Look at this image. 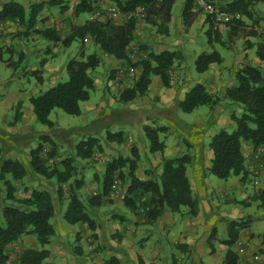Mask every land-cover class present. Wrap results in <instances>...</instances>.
<instances>
[{
	"label": "trees",
	"instance_id": "1",
	"mask_svg": "<svg viewBox=\"0 0 264 264\" xmlns=\"http://www.w3.org/2000/svg\"><path fill=\"white\" fill-rule=\"evenodd\" d=\"M111 1L119 13L123 14L122 21L115 23L110 18H88L83 20L81 24H70L68 33L63 37L58 35L54 27H34L37 21V13L43 7L42 2L33 3L28 13L25 12L23 3L17 0L3 2L0 6V21L17 19L48 39L60 40L64 46L70 45L69 43L75 38H79L83 42L84 38L88 37L104 53L128 62V52L131 50H128V47L133 39L136 20H143L147 24L154 25L159 31H166V23L170 19L171 6L175 0ZM260 1L264 0H230L219 4L218 12L228 14L230 17L227 19L212 20V15L206 14L204 22L209 24L205 30L208 42L211 43L214 39L224 42L220 38L223 28L221 24L227 27V36L236 35L244 29L246 23L242 17L251 20L253 17L252 8L255 3ZM49 3H57L61 13L69 8L65 0H49ZM139 7L142 8L140 14L127 16ZM103 8L105 7H101L99 0H78L72 6V11L74 15H79L82 12L92 13L96 9L103 12ZM197 11L201 10L195 6L192 0H187L181 13L185 27L191 22ZM235 13H239L241 17H235ZM213 21L217 25L215 24L212 33ZM255 33V29L248 31L250 35ZM261 37V40L256 42L255 53L264 63V37ZM180 56L182 55L178 50L146 51L145 57L139 58L135 63V67L140 71L138 77L130 87H125L121 91L119 99L125 101L136 95L144 94L150 83L149 75L151 73L157 74L165 86L170 85L171 66L175 59ZM100 60L101 55L96 51L83 58L72 57L69 59L66 63V80L59 81L44 91L29 97L36 120L52 127L54 123L49 119V114L55 107L68 114L79 115L81 113L79 103L89 97V92L94 87L92 71L100 63ZM221 61L222 56L217 50L203 51L195 58L194 66L197 71L202 72L211 63ZM39 78L41 77L39 76ZM234 78L235 82L226 87L221 95L211 94L202 84L195 83L185 91L178 105L184 111H191L201 105L213 107L222 97L238 104L240 111L233 110L230 114V118L235 122V127L230 131L220 127L210 138L209 146L212 157L209 170L218 178H227L233 174L238 175L239 179L243 180L248 173L241 150L243 142H248L252 149L260 147L262 149L260 157L264 160V70L257 65L246 63L236 70ZM20 104L19 100L14 105L15 117L11 123H15L21 118ZM164 128L163 125L144 127L150 151L163 150L165 144L159 138V132ZM41 137L42 139L29 149V167L31 171L45 178H55L59 183L56 193L60 198L63 193L60 183L66 185L68 202L63 217L68 223H85L88 228H93L94 220L86 208L90 204L100 202L102 196L109 194L111 182L115 177L119 181L122 180L120 182L121 185L122 182L124 183L122 186L125 185V196L122 199L124 204L136 213L144 215L147 223H153L166 209L179 211L181 206H185L187 213L192 215L198 211V199L192 193L190 180L185 171L191 160L188 152L176 156H162L159 174L146 180L139 179L134 173L138 156L134 147H131L133 158L118 154L107 159L100 176L102 190L91 194L87 198L88 205L86 206L79 192L84 184V176L77 173L74 160L77 157L88 158L95 148H99L97 138L89 137L87 140L80 141L76 146L75 154L58 160L60 166L58 167L56 160L52 159L55 157L53 140L48 135H41ZM108 138L117 141L123 139L120 131L109 132ZM25 171L26 168L20 161L6 159L0 168V178L5 177V174H10L13 180H20ZM5 184L8 201L1 208L0 264H50L46 261L50 254L46 245L55 233V228L50 222V217L54 215L55 211L51 192L47 189L34 187L27 195L24 194L23 197H19L15 194L16 187L10 180L5 179ZM255 197L264 207V185L257 189ZM240 224L237 225L234 220L226 224L227 237L223 241L228 247L224 254L223 264H240L238 263V255L232 248L239 236ZM214 233L215 228L212 227L209 236L213 237ZM25 234L32 235L40 247L26 245L11 260L8 245ZM262 241L264 242V235ZM101 264L122 263L117 256L110 255ZM136 264L145 263L139 257Z\"/></svg>",
	"mask_w": 264,
	"mask_h": 264
},
{
	"label": "rangeland",
	"instance_id": "2",
	"mask_svg": "<svg viewBox=\"0 0 264 264\" xmlns=\"http://www.w3.org/2000/svg\"><path fill=\"white\" fill-rule=\"evenodd\" d=\"M17 1L21 3L26 2V0H17ZM225 2L226 1L224 0H213L216 9H218L219 4ZM106 3L109 4L112 2L108 0L106 1ZM107 7L108 6H105V8H103V12L101 13L102 15L99 16L98 18L99 19L110 18L115 23L120 22L121 20L120 17L122 16L118 14L116 17H112ZM55 9L59 10V7L57 6L55 7ZM181 10H182V1L176 0L172 6V13L174 15V19H178L179 21H181V12H182ZM201 12L205 17L207 13L203 11ZM252 12H253L252 15L253 17L251 20H247V24L245 28L240 30L235 35L234 37L235 39L231 38L233 40L232 45L231 44L223 45L221 42L215 41L214 45L210 46L207 39V35L205 34V30L201 28V24L199 23V21L202 20L203 16L202 15L199 16L198 19L196 20L198 22L195 21V23H193L194 32L196 34L194 40H197L196 43H193L192 45H188L185 48L181 46L174 48H172L171 46H167L169 49H176L178 51H181L183 54V56H180L178 59H175V62L180 63L181 66L175 64L170 69L171 86L178 89V91L181 93L183 89L187 90L191 88L195 83H199L198 81H201V79H203L204 73L199 72L194 68V60L199 53L203 51L209 52L214 49L217 50L224 57V60L219 65L218 63L215 62V65H218V67L221 68L220 73L222 74L221 75L222 78L226 79V75L227 77L231 75L233 79H235L234 76L236 70L240 66L246 63L257 65L262 70H264L263 66H261L258 63L259 58L254 52L256 47L250 50L247 49L248 57L247 54H245V56H242L244 55L243 46L246 47L248 41L250 42L251 39H254V41L257 42L259 39L262 38L261 36H263L260 33H257L256 30H255L256 33L254 35L248 34V31L249 29H254V27H258V25H261L264 22V1L255 3V5L252 8ZM89 14L90 13L83 12L80 17V21L82 22L83 20L88 19ZM214 15L215 14L213 12L212 16ZM212 20H214V18ZM215 24L217 25V23ZM215 24L213 21V25L211 27L212 33ZM208 25L209 24L207 22V26ZM221 26L223 27L221 31V35L224 39L228 40L226 35L227 27L223 24H221ZM138 28H140V26ZM58 32L60 36H64L66 34L65 29L62 26L58 27ZM150 32L151 30H148V32L142 31L144 35L146 34L148 35V33L149 35H151ZM35 33L36 35H33L32 37L23 38L20 36L19 38L14 40L10 45L6 44L0 46V168L3 161L6 159L18 160L24 165L28 163V161H25L24 159L21 158L16 159L15 153H17V151H19L21 148L30 149L31 147L35 146L36 142L42 139L41 135L50 136V138L54 142L61 141L59 138L57 139L53 134L57 129H61L67 132V138L63 139V141L64 140L66 141L65 144H61L60 149L57 146V144L54 145L55 153L58 155L60 153L59 150H64L63 153L60 154L63 156L74 155L76 152L77 144L83 140L82 138H85V140H87L86 139L87 136H90L91 134L97 135L98 138L100 136H103L105 137V139H107L109 132L121 131L122 135L126 138L125 142H127V145H123L124 147L126 146V148H124L123 146L121 148H124L127 154L130 155V157H133L131 154L132 143L126 140L131 139L132 142L142 147L143 140H141L140 135L141 134L145 135L144 127L147 125L157 126L159 125L158 123H163L167 125H171V124L181 125L183 122L191 123L190 125H196L197 127H192V128L188 127V129H191L194 132L191 136H185V133L183 132L181 127L174 126L175 135L176 136L179 135L178 140L180 144V149L182 151L186 150V152L189 151L188 153L191 154L192 156L197 155V149H198L197 146L199 147V149L201 148V151L203 152L207 150L211 152L209 146L210 138L214 133L218 131L220 127H224L229 131L235 127V123L233 121H230V124L229 123L226 124L225 122L222 125L215 122L216 118L219 119L218 115L216 117V115L213 114L215 109L214 107L216 105L213 107L209 105H201L195 107L191 111H184L180 107H177L173 109L172 112L173 116L174 115L176 116L174 118L164 117L156 113V111L154 110H158V109L162 110L166 108L165 106L166 100L162 101L163 100L162 96H164V98L167 99L168 97H170V95H168L167 93V87L162 85L160 81H159L160 83L156 84L154 79L159 77L155 76L153 77L152 80L153 81L152 90L159 91L162 88L164 90V93L163 92L155 93L156 95L160 96V100H158V96H155L154 98L155 94L152 96L153 94L152 92L150 94V97L148 98V93H146L148 89L144 94L137 95L138 97L136 98L138 100L128 101L127 104L129 103V105L127 104L124 105V102H122V100H118V99L112 100L108 103L106 108L110 112H113L115 120H119L120 118H123L125 120L122 111L124 109L123 107L127 106L129 109H132V115L130 117L131 121H123L121 123H118V121H114L109 125H106V127H104L103 129H100L92 133L88 131H84V126L86 125V123L91 124L90 119L93 116V113L91 111H87L86 109H89L91 105H95L100 101V98L102 97L101 96L102 90L106 94L107 102L109 99L112 98L111 92L104 89V86L106 84L105 82L106 76L103 73L104 62L102 59L101 52L99 51L100 49L99 47H96V45L92 42L87 44L82 43L79 38H75L74 40H72L69 43L70 45L64 46V44H62L60 40L53 41L39 34L38 32L34 31V34ZM134 48L146 53V49L133 47V49ZM83 49L85 50V54H83L82 56L81 52ZM95 51L101 55L100 63L98 64L97 68L94 71L95 72L94 74H96L94 75L96 76L95 87H93L90 90L88 99L79 103V108L81 109V113L79 115H71L61 110L60 108L55 107L51 110L49 114V119H51L54 123L52 127L51 126L49 127L48 125L37 121L35 118V114L31 109V103L29 101V97L31 95L38 94L44 91L45 89L56 84L59 81L66 80L67 79L66 63L68 62L69 59H71L72 57L83 58L87 54ZM10 63H13L14 65H9ZM186 65H187V69H186ZM121 66H125V65L122 64ZM188 66L190 67L188 68ZM139 72H140L139 69H136L132 74H128L125 71L123 73H118L117 71H115L116 79L114 80L115 82H119L123 80L125 83H128L131 86L138 77ZM97 74L98 75L104 74L103 81L99 79V76H97ZM39 76L41 78H39ZM234 82L235 80H233L232 83H228V84L231 85ZM216 94L221 95L222 92L220 90H216L214 95ZM19 100L22 103L21 105H22V112L24 115V119L19 122L17 121L16 123L20 125V122H24L26 119L28 124L31 125L30 131L35 129L34 132L36 133L37 137H35V139L26 138L23 141V143L20 142L12 143L11 140L7 139L9 136L6 134L11 132L8 130L9 129L8 126L11 125V122L14 120L15 117L14 105ZM222 102H223V97L219 99V103ZM233 107L236 112L240 111L239 110L240 107L238 106V104L235 103ZM139 113L140 115L138 116ZM142 116H149V117H142ZM170 121H172L173 123ZM205 131L208 133V135L202 134ZM163 135H164L163 132H159V138L161 140H164L165 138ZM145 137H144V145L146 146V151L141 150V156L142 157H145L146 155L163 156V153L160 150H153V151L149 150V143L147 138ZM9 144L11 147H13L11 151V155L13 156H10L9 154V151L11 149H7L8 148L7 146ZM5 147L7 150L5 149ZM106 150L107 151L103 152V154L102 153L98 154L99 150L95 149L92 155L90 156V158L88 159V161H85V163L83 164L84 165L83 168L80 165V163L77 164V162L79 161L75 162L77 168H79L80 170L84 169L85 171L86 168L88 169L86 176V183L84 187L81 189L82 193H80L82 200L86 203V206L88 205L87 198L91 194H94L93 193V191H95L94 189H96L99 192H101L102 190L101 181L95 182L94 184L91 182L92 180L91 170L94 171L97 170L99 172L98 174L102 175L101 174L102 169L104 167L105 162L107 161L105 156L107 155L109 158H111L114 157L116 155L115 153L117 152L116 151L117 149L111 146L106 148ZM260 162L261 163L258 167L259 174L257 176V179L259 180L258 184H255L253 182L252 173L250 172V168H248L249 164H254L252 159H248L247 161L244 162L246 169H248V173L243 180H240L238 175H233V174L227 178L219 179L211 175L209 167L208 169L207 167H203L204 170L203 174L204 176L208 175L209 180H213L215 183H219L220 181H222L221 192H219L218 190L219 189V187H217L218 185L214 184L213 182L211 183L209 181L208 184H210L211 188L213 187V190H209L206 195L207 200L211 203L210 212L203 216V218L209 217L212 218L213 221H215V223L211 224V227H206L205 230L210 233L211 228L212 227L215 228V233L213 234V237H211V239L213 240L216 239L217 243H222L221 241H223V239L227 237L226 224L231 220L236 221L237 225L241 223L240 224L241 227L238 228L239 236L251 235L253 237L258 238L259 240L262 239L264 235L263 234L264 207L260 204L259 199L255 197V193L257 189H259L264 185V160L260 158ZM88 163H90L91 170L89 169ZM26 165L28 166V164ZM5 179L10 180L12 183L16 182L10 177V174H5V177L0 178V219H1V208L8 201L6 199L7 189H6ZM197 180H199L198 177ZM31 181L32 184L35 185V187L41 188L40 185L41 182H39V178H36V180H31ZM123 184L124 183L122 182V185ZM122 185L120 183V187H123ZM47 187L50 188L49 186ZM55 188L56 185H54L52 189V194L54 198H56L55 196H57ZM86 189H89V191L84 194V191L82 190H86ZM15 194L19 197H23L24 195L23 184L20 185L19 188L15 189ZM193 195L195 197L198 196L197 193H194ZM101 199L105 200L104 203L105 202L110 203L109 200L113 202V199L115 201L122 200L119 197L106 198L104 196H102ZM197 199L199 198L197 197ZM182 207L184 206H181V208ZM124 211L126 212L127 216L131 214V210L127 207L124 208ZM106 214L107 213H105V215ZM106 221L107 219L105 220V222ZM202 228H203V222L199 224V230ZM108 231L110 230H109V226L106 223L99 230V232L97 231L90 233L88 232L84 236L83 240L85 241V247H84L85 252L83 253L81 252L82 253L81 255L84 257L85 264H101L106 258L110 256V252L108 251L109 247L107 243L106 245L102 246V248L104 247L108 249L105 251H103L102 249L99 250L97 246V244L99 243L102 244L103 242H107V241L109 243V240L107 239ZM175 235H176V231L174 229L172 231H169L167 234L165 233L163 236H159L155 239V240L161 239L163 242V250L160 252V256L162 257V263L160 264H172L171 263L172 252L174 253L179 252V249L173 243V241H175L176 239ZM141 237H142V233L134 237L136 243L135 249H137L140 246ZM97 238L100 241H98ZM69 241L72 244L71 246L72 248L70 249V255H72L75 241H73L71 237ZM24 243L25 244L21 245L19 249L25 247L26 245H32V243H30L29 241H25ZM37 244L40 247L39 243ZM232 248L235 249L234 244ZM17 252L18 251L15 248L14 243H12L9 248L11 260L15 258V254ZM128 252L130 251L128 250ZM122 258L124 259V262L126 264H133L131 263V261L125 260L126 259L125 257ZM262 261H264V255ZM238 263L241 264V258L239 255H238Z\"/></svg>",
	"mask_w": 264,
	"mask_h": 264
},
{
	"label": "crops",
	"instance_id": "3",
	"mask_svg": "<svg viewBox=\"0 0 264 264\" xmlns=\"http://www.w3.org/2000/svg\"><path fill=\"white\" fill-rule=\"evenodd\" d=\"M6 1H9V0H0V6H1V3L6 2ZM77 1L78 0H65V2L69 5V8L63 13L59 12L58 9L57 10L55 9V7L57 6L59 7L57 3L50 4L49 0H26V2H23V5L25 6V12H29L30 7L33 3L42 2L43 7L37 13V21L34 27H54L59 35V32H58L59 26L64 27L65 32L67 34L69 31L70 24H81L82 23L80 21V17L82 14L74 15L72 11V6ZM106 1L108 0H99V4L101 5V7L109 6L112 4V3L108 4L106 3ZM109 1L112 2L111 0ZM175 1L173 2V4L175 3ZM181 1H182V9H183L185 4L187 3V0H181ZM209 1H212V0H209ZM224 1L227 2L228 0H224ZM172 6H171L170 19L166 23L167 29L164 32L157 30L154 25H151L149 23L147 24L143 22V20H139V19L136 20L135 28L133 30V39L128 47V50H130L131 48L133 49V47H137V48L146 49L147 52H149L150 50L156 52V51H160L163 49H169L167 46H171L172 48L181 46L185 48L188 45H192L193 43H196L197 40H194L196 34L194 32L193 23H195L198 17L202 15L203 18L201 21H199V23L201 24V28L206 30L207 23L204 22V19H205L204 15L202 14L201 11H197L193 15L191 22L185 27L182 22V16H181V21H179L178 19H174V15L172 13ZM119 14L122 16L120 17L121 19L120 21H122L124 16L121 13ZM242 19L244 20L246 24H247V20H250L245 17H242ZM138 25L140 26V28H138L139 27ZM148 30H151L150 32L151 35H149V33L148 35L147 34L144 35L142 33V31L148 32ZM33 35H36V33L34 34V30L31 27H27L26 23L20 22L17 19L14 21L8 20V19L0 21V46L6 45V44L10 45L14 40L19 38L20 36L23 38H29V37H32ZM60 37H63V36H60ZM234 37L235 35L231 34L230 36H227L228 40H226L222 37V35H220V38L224 40V42H221V43L223 45L224 44L232 45V42H233L232 39H235ZM215 41L217 40L216 39L212 40L211 43H209V45L213 46ZM82 43L87 44V43H91V41L87 37V38H84ZM96 47L98 46L96 45ZM255 47H256V42L254 41V39H251L250 42L246 45V47L243 46L244 55L242 56H245V54H247V49L250 50V49H254ZM169 50H176V49H169ZM99 51L101 52L102 59L104 62L103 73L106 76V81H105L106 84L104 86V89L111 92L112 98L109 99L107 102L106 94L102 90L101 92L102 97L100 98V101L95 105H91L89 109H86L87 111H91L93 113V116L90 119L91 124L86 123V125L84 126V131H88L91 133L96 132L100 129H103L104 127H106V125H109L110 123L114 121H118V123H121L123 121H131L130 117L132 115V109H129L127 106H124L122 113L125 117V120L123 118H120L119 120H115L113 112H110L109 110H107L106 107L108 103L112 100H116V99L120 100L119 94L125 87H128V86L130 87V85L128 83H125L123 80L119 82H115L114 80L116 79L115 77L116 67L122 64L125 65V61L121 58H115L112 55H108L104 53L101 49ZM82 52L83 53H81V55L83 56V54H85V50L83 49ZM181 55L183 56L182 52H181ZM247 57H248V54H247ZM223 60H224V57L222 56V61ZM222 61L216 62V63H218L219 65L220 63H222ZM258 63L264 68V63L260 59ZM175 64H177L178 66H181L180 63H177L174 61L171 67H173ZM9 65H14V64L10 63ZM218 65H215V63H211L206 70L202 71V73H204L203 79H201V81H198L199 83L202 82L203 84L202 83L200 84H202L205 87V89L207 88L206 90L211 94H215L216 90H220L223 94L226 87L230 85L228 83H232L233 80H235L233 79L231 75H229L228 77L226 75V79L222 78L221 77L222 74L220 73L221 68L218 67ZM97 66L92 71L93 79H94V87H95V80H96V76H94L96 74H94L95 73L94 71L97 68ZM189 67L190 66H188V68ZM136 69L137 68H135V70ZM186 69H187V65H186ZM103 75L97 74V76H99V79L101 81H103ZM155 76H158V75L152 74V73L149 75L150 83L147 86L148 91L146 92L148 93V98L150 97L151 92L153 93L152 96L158 92L164 93L163 88L160 89L159 91L152 90V82H153L152 80H153V77ZM154 80L156 84L161 82V84L164 85L160 77L155 78ZM166 87H167V93L168 95H170V97L167 96L168 97L167 99L164 98V96H162V99H163L162 101L166 100V105H165L166 108L162 110L158 109L154 111H156V113L164 117L174 118L176 116L175 115L173 116V113H172L173 109L179 107L178 102L179 100L183 98V95L186 89H183L182 92L180 93L178 89L171 86V83L170 85ZM155 96H158V95L155 94L154 98ZM136 97L138 96L136 95L133 98L122 101V102H124V105H126L128 101L138 100ZM158 100H160V96H158ZM21 104H20V109L22 112ZM127 105H129V103ZM234 105L235 103L227 98H223L222 103H219L218 101V103L214 107L215 109H214L213 114H215L216 117L218 115L219 119L216 118L215 122L219 123L220 125H222L225 122L226 124L228 123L230 124V121H233L230 118V114L234 110V107H233ZM139 115L140 113L138 114V116ZM142 117H149V116H142ZM20 119L21 120L19 121H22L24 119L23 112H22ZM158 124L165 126V128L162 131H160V132H163L164 134L163 136L165 137L163 140L165 144L162 150L163 156H176V155H180L186 152V150L182 151L180 149V144L178 140L179 135L178 136L175 135L174 126L181 127V129L185 133V136H191L194 133L191 129H188V127L192 128V127H197V126L190 125L191 123H187V122H183L181 125H176V124L167 125L163 123H158ZM8 128H9L8 130L11 132L6 134L9 136L7 139L11 140L12 143L13 142L23 143V141L26 138L35 139V137H37L36 133L34 132L35 129L30 131L31 125L28 124L26 119L24 122H20V125H18L16 122L11 123V125H9ZM53 134L55 135L57 139L59 138L61 140L58 142L53 141L54 145L57 144V146L60 149V145L65 144L66 142L65 140L63 141V139L67 138V132L61 129H57ZM202 134L208 135L206 131L203 132ZM143 135L142 134L140 135L141 140H143L142 147L132 142L131 139H127L126 141H129L132 143V147L136 149L137 154H138L136 158V167L134 168L135 175L139 179L146 180V179L154 178L157 174H159L160 167H161L160 157H162V155L161 156L146 155L145 157L141 156V150L146 151V146L144 145V137L146 135L144 136ZM121 136L123 139L120 141H117V140L115 141L113 138L105 139V137L103 136H100L98 138L97 135H92V134L90 136H87V138L89 137L97 138V143L99 144V148H95V149L99 150L98 154H101V153L103 154V152L107 151L106 148L111 146L117 149L115 156H117L118 154H121L122 156L130 157V155L127 154V152L124 149L126 148V146L125 147L123 146V145H127V142H125L126 138L122 135V133H121ZM48 137L50 138V136ZM82 139L85 140V138H82ZM122 146L124 148H121ZM7 147H8L7 149H11L9 151L10 156H13L11 155V151L13 147H11L10 144ZM197 148L199 149L198 146ZM250 148H251V145L248 142H243L241 146L243 155L247 153L250 150ZM61 149H64V148H61ZM198 149H197V155L192 156L190 154L191 160L187 164L186 170H185L190 180L192 193L193 194L197 193L198 195L197 197L199 198L198 199V211L194 215L188 214L187 208L185 206L182 208L180 207L179 211H171L170 209H166L160 216L156 218V220L153 223H147L144 215H142L141 213H136L134 210L130 209L126 204H124L123 200L115 201L113 199V202L109 200L110 203H106V202L104 203L105 200L102 199L98 203L90 204L87 206L88 213L91 216V218L94 220V227L90 229L87 227L85 223H68L65 219H63L64 218L63 213L66 209L68 199H67V193L65 189L66 185L64 183H60L63 193H62L61 198L59 197V195L55 196L56 198L53 197V204H54L55 211H54V215L50 217V222L53 224L55 228V233L51 237L49 243L46 245V247L49 249V252H50L49 257L46 259V261H48L50 264H85L84 257L81 255L83 252H85L84 251L85 241L83 240L84 236L88 232L89 233L94 232V231L99 232V230L107 223V225L109 226V230H110L108 231V236H107L109 243L107 241V242H103L102 244L100 243L97 244L98 249L99 250L102 249L103 251L108 250L107 248H104V247L102 248V246L106 245L107 243L109 247L108 251L110 252V255L117 256L120 259L122 264H126L122 257H125L126 258L125 260L131 261V263L133 264L137 263V260L139 257L146 264L162 263V257L160 256V252L163 250V242L161 239H157V240L155 239L159 236H163L165 233L167 234L169 231H172L174 229L176 231V235H175L176 239L175 241H173V243L174 245L177 246V248L179 249V252L178 251H177L178 253L172 252L171 254L172 264H223L224 254L228 246L224 241H221L222 243H217L216 239L215 240L211 239V237L209 236V232L206 231L205 228L211 227V224L215 223V221H213V219L209 217L203 218L205 214L210 212L211 203L207 200L206 195L209 190H213V187L211 188L210 184H208L209 181L211 183L213 182L214 184L218 185L217 187H219L218 189L219 192L222 191V187H221L222 181H220L219 183H215L213 180H209L208 175L204 176L203 167H207L208 169V167L210 166V160H211L212 154L209 150L203 152L201 151V148L199 150ZM59 151H60L59 155L55 153V157L52 158L53 160H56L57 164L59 163L58 160L65 157L63 155H60L61 153H63L64 150H59ZM15 155H16V159L21 158V159H24L25 161H28V163H26L28 164V166L26 164L24 165L26 168V171H25V174L23 175V178L20 180H15L16 182L13 183V185L16 188H19V186L23 184V194L27 195V193L32 188L35 187V185L32 184L31 180H36V178H39V182H41L40 184L41 189H47L49 192H51V194H52V189L54 185H56L55 189H57V187L59 186V183L55 180V178H45L44 176H41L40 174L35 173L30 170L29 149L21 148L19 151H17V153H15ZM90 156H88V158H82V159L77 157L74 160V162L79 161L77 162V164L80 163V165L83 168L84 167L83 164L85 163V161H88ZM105 157H106V160L109 159L107 155ZM130 158H133V157H130ZM154 159H155V162H154ZM88 165L90 169V163H88ZM57 166L60 167L59 164ZM75 166L77 167L76 163H75ZM87 170H88L87 168L85 169V171L84 169L80 170L79 168H77V173L84 176V184L79 190L80 193H82L81 189L84 187L86 183ZM98 173L99 172L97 170L95 171L91 170V175H92L91 182L93 184L95 182L101 181L100 180L101 175H99ZM211 175L215 176L212 173ZM97 176H98V179H97ZM197 177L199 178V180H197ZM51 183L53 184L55 183V184L53 185ZM47 186L51 188V191H50V188H48ZM89 189L82 190V191H84V194H85L89 191ZM122 189L125 192V185L122 187ZM94 190L97 191L96 189ZM95 191H93V193H96ZM104 197L115 198L116 195L108 194V195H105ZM126 207L131 210V214L129 216H127L126 212L124 211V208ZM105 213L107 214L105 215ZM106 219L107 221L105 222ZM201 222H203V228L199 230V224ZM140 233H142V237L140 238L141 239L140 246L137 249H135L136 243H135L134 237ZM70 237L73 239V241H75L72 255H70V249L72 248L71 247L72 244L69 241ZM251 237L253 238V241L256 244V246L259 247L260 252L264 255L263 253L264 252V242L262 241V239L259 240L256 237H253V236ZM97 240L100 241L98 238ZM25 241H29L35 247H39L38 244L34 241V238L32 235L25 234L14 242V246L17 249V251L20 250L19 248L21 247V245L25 244L24 243ZM110 242L112 243V245ZM10 246L11 244L8 245V251H9ZM128 250L130 252H128ZM148 257H150L151 259ZM262 263L264 264V261H262Z\"/></svg>",
	"mask_w": 264,
	"mask_h": 264
},
{
	"label": "built area",
	"instance_id": "4",
	"mask_svg": "<svg viewBox=\"0 0 264 264\" xmlns=\"http://www.w3.org/2000/svg\"><path fill=\"white\" fill-rule=\"evenodd\" d=\"M192 2L195 4V6L200 9L201 11L207 13V14H213L212 19H227L230 17L228 14L224 12H218V10L215 8V5L213 2L209 0H192ZM108 11L112 15V17H116L119 14V11L117 7L114 4H111L107 7ZM142 8L139 7L136 10L129 13L127 16H136L140 14ZM102 12L100 9H96L92 13L88 15L89 19H93L96 17L101 16ZM235 17H241L239 13H235ZM254 29L257 31V33H260L264 36V22L261 25H258V27H254ZM145 57V53L142 51H139L138 49H132L128 52V62H125V66L118 65L116 67V71L118 73H123L124 71L128 74H132L135 71V63L139 60V58ZM262 154V149L260 147H257L255 149L250 148V150L244 154V160L247 161L248 159H252L254 164H249L248 168H250V172L252 173L253 182L255 184L259 183V180L257 179V176L259 174V165H260V156ZM110 195H116V197H119L120 199H123L125 196V192L123 191L122 187H120V181L118 178H114L110 185L109 190ZM142 211V209H141ZM235 251L237 255L241 258V264H263V254L260 252L259 247L256 246V244L253 241V238L250 235H243L238 236L237 239L234 242Z\"/></svg>",
	"mask_w": 264,
	"mask_h": 264
}]
</instances>
